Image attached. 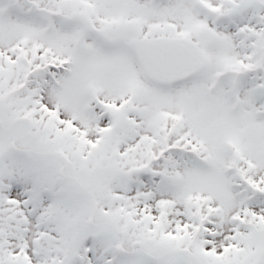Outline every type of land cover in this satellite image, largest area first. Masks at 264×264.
<instances>
[{
	"label": "snow or ice",
	"instance_id": "snow-or-ice-1",
	"mask_svg": "<svg viewBox=\"0 0 264 264\" xmlns=\"http://www.w3.org/2000/svg\"><path fill=\"white\" fill-rule=\"evenodd\" d=\"M0 264H264V0H0Z\"/></svg>",
	"mask_w": 264,
	"mask_h": 264
}]
</instances>
